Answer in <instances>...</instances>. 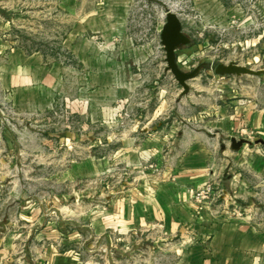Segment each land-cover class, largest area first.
I'll return each mask as SVG.
<instances>
[{
	"label": "rangeland",
	"instance_id": "1",
	"mask_svg": "<svg viewBox=\"0 0 264 264\" xmlns=\"http://www.w3.org/2000/svg\"><path fill=\"white\" fill-rule=\"evenodd\" d=\"M169 9L191 38L177 52L180 66L202 65L187 94L166 70L161 30ZM230 62L264 69V0H0L6 229H92L94 217L105 221L96 215L111 213L141 176L162 171L144 152L148 133L198 127L194 119L209 103L230 104V112L238 102L264 108V74L215 73L217 64ZM234 139L237 146L225 142L228 152L216 144V161L227 167L225 176L239 173L262 185L263 224L264 136L239 131ZM203 186L189 192L195 198ZM15 189L21 200H13ZM25 214L34 215L32 222ZM110 237L93 249V264L178 260L171 241L158 256L150 237ZM256 260L264 264V251Z\"/></svg>",
	"mask_w": 264,
	"mask_h": 264
},
{
	"label": "crops",
	"instance_id": "2",
	"mask_svg": "<svg viewBox=\"0 0 264 264\" xmlns=\"http://www.w3.org/2000/svg\"><path fill=\"white\" fill-rule=\"evenodd\" d=\"M214 106L209 103L205 116L194 119L198 127L160 126L148 133L144 152L162 171L141 176L115 199L111 213L96 215L105 221L94 217L92 229H6L0 210V264H93V249L103 237L137 241L139 235L153 239L158 256L171 241L174 264H258L256 254L264 251L262 185L239 173L225 176L227 167L220 166L215 153L216 144L228 152L225 142L239 131L264 136V108L238 102L230 112V104ZM155 118L160 123L164 117ZM211 181L213 196L198 203L190 189ZM21 198L15 189L13 200ZM25 216L32 222L34 215Z\"/></svg>",
	"mask_w": 264,
	"mask_h": 264
},
{
	"label": "water",
	"instance_id": "3",
	"mask_svg": "<svg viewBox=\"0 0 264 264\" xmlns=\"http://www.w3.org/2000/svg\"><path fill=\"white\" fill-rule=\"evenodd\" d=\"M161 43L165 50V61L167 63L166 70L171 72L178 83L183 87V94H187L190 90L189 81L196 78L201 70L202 65L195 67L191 71L182 69L178 62V50L191 43V38L183 29V22L178 13L173 9L166 12V21L161 30ZM219 75H255L264 74V69L256 70L246 65H241L236 62L219 63L214 69ZM233 146H237L236 139H233Z\"/></svg>",
	"mask_w": 264,
	"mask_h": 264
},
{
	"label": "built area",
	"instance_id": "4",
	"mask_svg": "<svg viewBox=\"0 0 264 264\" xmlns=\"http://www.w3.org/2000/svg\"><path fill=\"white\" fill-rule=\"evenodd\" d=\"M215 190V185L213 183H208L203 187L198 188L195 194V198L198 203H204L206 200H210L213 192Z\"/></svg>",
	"mask_w": 264,
	"mask_h": 264
}]
</instances>
